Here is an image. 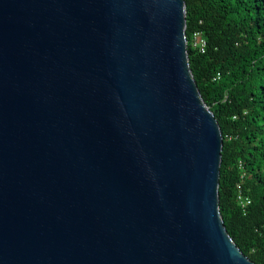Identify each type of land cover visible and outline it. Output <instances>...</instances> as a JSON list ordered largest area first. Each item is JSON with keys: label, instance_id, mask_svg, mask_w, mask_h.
Masks as SVG:
<instances>
[{"label": "water", "instance_id": "water-1", "mask_svg": "<svg viewBox=\"0 0 264 264\" xmlns=\"http://www.w3.org/2000/svg\"><path fill=\"white\" fill-rule=\"evenodd\" d=\"M223 148L186 0H0V264H256Z\"/></svg>", "mask_w": 264, "mask_h": 264}, {"label": "trees", "instance_id": "trees-1", "mask_svg": "<svg viewBox=\"0 0 264 264\" xmlns=\"http://www.w3.org/2000/svg\"><path fill=\"white\" fill-rule=\"evenodd\" d=\"M186 3L191 69L224 136L221 213L245 255L264 264V0ZM196 32L204 54L192 45ZM239 187L251 200L246 213Z\"/></svg>", "mask_w": 264, "mask_h": 264}, {"label": "built area", "instance_id": "built-area-1", "mask_svg": "<svg viewBox=\"0 0 264 264\" xmlns=\"http://www.w3.org/2000/svg\"><path fill=\"white\" fill-rule=\"evenodd\" d=\"M192 45L194 48L198 49L202 54L207 50V40L204 38L202 32H196L192 38ZM220 77V76H218ZM238 202L244 213L248 211V207L251 205V200L246 198L243 194L242 189L239 187Z\"/></svg>", "mask_w": 264, "mask_h": 264}]
</instances>
